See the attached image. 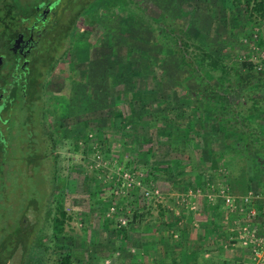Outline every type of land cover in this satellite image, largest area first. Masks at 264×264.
<instances>
[{"label": "rangeland", "instance_id": "1", "mask_svg": "<svg viewBox=\"0 0 264 264\" xmlns=\"http://www.w3.org/2000/svg\"><path fill=\"white\" fill-rule=\"evenodd\" d=\"M90 7L78 21L77 50L56 63L44 94L5 112L2 216L15 225L29 200L50 196L42 222L25 208L24 221L42 225V242L25 264H54L59 252L74 264H192L191 253L194 264H248L250 245L231 228L264 223V156H255L264 125V14L244 0ZM204 53L225 61L226 79L196 65ZM155 113L172 121L155 125ZM186 139L190 152H172ZM40 150L55 155L46 161L54 184L47 163L27 166ZM221 189L238 203L250 192L253 202L230 212ZM57 202L66 215L55 237ZM21 259L17 250L9 264Z\"/></svg>", "mask_w": 264, "mask_h": 264}, {"label": "flooded vegetation", "instance_id": "2", "mask_svg": "<svg viewBox=\"0 0 264 264\" xmlns=\"http://www.w3.org/2000/svg\"><path fill=\"white\" fill-rule=\"evenodd\" d=\"M96 1L0 0V133L8 108L44 94L54 60L72 54L78 21Z\"/></svg>", "mask_w": 264, "mask_h": 264}, {"label": "trees", "instance_id": "3", "mask_svg": "<svg viewBox=\"0 0 264 264\" xmlns=\"http://www.w3.org/2000/svg\"><path fill=\"white\" fill-rule=\"evenodd\" d=\"M244 3L248 6L251 7V9L253 11H255L256 13L263 15L264 14V0H244ZM75 50H77V46H75L74 48ZM66 52V51H65ZM205 55H203L202 57H200L199 59H197L196 65L197 66H203L204 68H207L208 70H217L219 73L217 76H219V79H226V77H228L230 70H227V66L225 65V61L224 60H220L217 56L214 57V55L208 53H204ZM204 56H206L208 59L204 58ZM185 61V60H184ZM115 64V63H114ZM189 67L192 68L191 70H194L192 63L189 61L188 62ZM245 66L249 67L250 69H254L255 65L251 62L248 63H243ZM56 62L53 63V65L50 68L49 74L51 73V71L53 70V68L55 67ZM218 78V77H217ZM130 95H134V93H129ZM257 103V102H256ZM256 105V104H255ZM258 107V106H257ZM172 121L171 116H167V115H161V113H155L152 116L151 122L155 125H157L158 123H170ZM259 133L258 136H260L261 138L257 137L256 142H257V147H258V152H262V154H258L256 153L255 156H264V125L259 126ZM48 130V128H47ZM48 132V140L49 143L51 141V139L53 138V133H51L49 130ZM174 137H176L175 139H181V135L179 133H174ZM4 135L3 132L0 133V139L3 140ZM189 139H186L185 141L180 140V142H174L171 144V150L172 152L175 151V153H183V152H190L189 150L185 149L187 148V146L189 145L188 143H186ZM182 144V146H181ZM186 144V146H185ZM193 152V151H191ZM0 153V173L4 170L5 168V159L4 156ZM55 155L52 154V151H50L48 153L47 151L44 152H40L37 154V156L35 158H29L27 159V166L28 167H32L34 164L37 163V166L42 167L43 165H45V163H47V159H50V157H54ZM9 158V157H8ZM7 158V159H8ZM51 160V159H50ZM4 161V162H3ZM46 166V165H45ZM50 167V168H49ZM46 168H49V172L51 171V183L54 184V168H53V162L52 161H48ZM2 169V170H1ZM229 177V176H228ZM54 187V185H53ZM2 185L0 184V195L3 194V190H2ZM50 196L46 197V200L44 203H37L35 202L33 199L29 200V206L33 208V210L37 213V218L39 219L38 222H40L42 219L44 220L45 216L47 215V201L49 200ZM2 200L0 199V264H9L11 258L14 256L15 252L17 250L20 251V256L22 257L21 259V264L25 262H27L26 260L28 259L33 247L35 245H39L42 242V237L40 236V230L42 229V225H40L39 228H37L35 230V225L31 224V223H26L24 221V217H25V212L28 209L25 208H29L25 207L24 210L22 211V214L19 216L17 222L15 225L12 224V221L10 220V218H12V216H10L9 218L7 217H3L2 216ZM60 203L57 202L56 206L53 209L52 215H51V227H52V232H53V236L57 237L60 233L63 232L64 229V221H65V211L63 210L62 207L59 206ZM136 216L140 217L141 213L137 214V210L133 211L131 218L135 219ZM42 222V221H41ZM160 222V221H159ZM158 222V223H159ZM157 222L155 223V225L158 224ZM158 225H160L161 228L164 229L163 226V222H161V224L159 223ZM214 230L213 229H207V233H212ZM117 236H122V234L124 233L123 229H118L116 231ZM227 243H230V240L228 239ZM194 254L193 257H195V261H197V257L198 255L195 253H191ZM197 255V256H196ZM215 255L214 253H212L211 256ZM217 255V254H216ZM215 255V257H216ZM214 258V257H213ZM192 262V264H194V262ZM235 262H237V260H235L232 264H236ZM221 264H231L229 263V261L227 260L226 262H220ZM54 264H74V261L72 260V257L69 253H60L59 252V257L57 258V260H55Z\"/></svg>", "mask_w": 264, "mask_h": 264}, {"label": "built area", "instance_id": "4", "mask_svg": "<svg viewBox=\"0 0 264 264\" xmlns=\"http://www.w3.org/2000/svg\"><path fill=\"white\" fill-rule=\"evenodd\" d=\"M220 192H221L220 194H222L221 195L222 203L226 208H228L230 212H234L237 209L242 210V205L248 206L250 205L251 202H253L254 199L250 195L252 193L249 192V194H247L241 199V202H239L240 203L239 204L235 200L234 196H231L229 194H224L225 190L221 189ZM145 194L148 195L149 193L146 192ZM258 195H255V197H258ZM231 229L238 230L237 236L239 242L241 241V243L244 246L250 245L249 246L250 252L247 256L248 257L247 260L249 259L248 264H264V223L261 225L260 229L258 230L249 228L247 225H245V223L238 224L237 226L232 227ZM229 240L230 243H232L234 242V240H236V237L231 236L229 237ZM236 264H243V262Z\"/></svg>", "mask_w": 264, "mask_h": 264}, {"label": "crops", "instance_id": "5", "mask_svg": "<svg viewBox=\"0 0 264 264\" xmlns=\"http://www.w3.org/2000/svg\"><path fill=\"white\" fill-rule=\"evenodd\" d=\"M264 119V118H263ZM244 256H245V252H244Z\"/></svg>", "mask_w": 264, "mask_h": 264}]
</instances>
